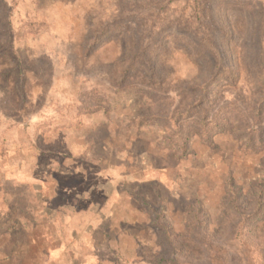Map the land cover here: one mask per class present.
<instances>
[{
    "label": "rangeland",
    "instance_id": "obj_1",
    "mask_svg": "<svg viewBox=\"0 0 264 264\" xmlns=\"http://www.w3.org/2000/svg\"><path fill=\"white\" fill-rule=\"evenodd\" d=\"M262 109L264 0H0V264H254L215 226Z\"/></svg>",
    "mask_w": 264,
    "mask_h": 264
},
{
    "label": "trees",
    "instance_id": "obj_2",
    "mask_svg": "<svg viewBox=\"0 0 264 264\" xmlns=\"http://www.w3.org/2000/svg\"><path fill=\"white\" fill-rule=\"evenodd\" d=\"M203 12L204 11L199 6V4L196 3L195 6L192 7V13L188 21L184 23L182 20L176 22L179 26L183 25L190 30H195V23H200ZM183 41L187 42V36L184 37ZM211 47L215 48L214 43H211ZM215 57L217 58L216 55ZM216 62L218 63V61ZM219 66L221 65H217L219 72L228 71L223 67L221 70ZM238 80V78H232L231 76L229 77V81L234 83V87L237 86ZM212 81L215 82L216 80L213 79ZM263 110L264 109H262V113ZM256 133L257 132L254 134L256 135ZM218 134L220 133L218 132L216 135ZM204 136L206 140H208V133H205ZM260 136L263 138L264 132H261ZM253 140H248L246 143L249 149H256L257 147H260V143L264 142H259L257 137ZM226 184L227 190L224 199L225 208L222 211L220 222H218L215 227L218 232L220 231V233L223 234L231 235L234 233V238L231 237L228 240V243L238 240L241 249H243V252L239 254V257L246 262L249 261L253 262L254 264H258L257 258L261 256L264 257V178L252 185L249 190L238 186L236 183H234V181H228ZM199 212L204 213L201 206L198 208L194 206L189 210L186 221L187 227L183 234H199V231H201L203 226V223L200 221V217L198 215ZM159 226L163 229V231L167 230L165 225L159 224ZM167 233L169 234V232ZM187 242L195 244L198 241L194 237L190 239L184 238L183 243H180V245H178V249H175L177 255H179L181 259L171 260L172 264H201V257L204 256V253L207 251H201L199 248L197 249L196 245V250H189L186 248ZM231 260L232 258L229 259V255L226 253H224V255H222L219 259L220 264H233Z\"/></svg>",
    "mask_w": 264,
    "mask_h": 264
}]
</instances>
